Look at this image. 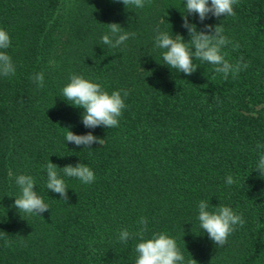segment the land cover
Returning <instances> with one entry per match:
<instances>
[{
	"label": "trees",
	"instance_id": "1",
	"mask_svg": "<svg viewBox=\"0 0 264 264\" xmlns=\"http://www.w3.org/2000/svg\"><path fill=\"white\" fill-rule=\"evenodd\" d=\"M184 4L0 0V29L11 38L4 51L16 67L14 76H0V264H135L141 241L125 244L118 235L137 231L141 217L148 219L145 239L167 233L184 264H264V177L255 171L264 152L256 148L264 145V0H239L235 16L209 14L203 22ZM184 15L198 31L221 24L239 44L224 49L226 58L243 57L249 67L225 80L211 64L197 62L191 75L164 64L157 30L187 42ZM110 23L135 38L118 48L102 44ZM40 72L43 88L31 79ZM72 74L109 94L129 92L118 127L83 125L84 109L62 95ZM68 130L92 132L103 145L77 146L65 140ZM48 162L87 164L96 179L84 184L61 171L69 197L61 200L46 187ZM21 174L33 176L49 205L42 217L14 206ZM201 200L210 210L230 206L245 220L223 247L200 228Z\"/></svg>",
	"mask_w": 264,
	"mask_h": 264
},
{
	"label": "clouds",
	"instance_id": "2",
	"mask_svg": "<svg viewBox=\"0 0 264 264\" xmlns=\"http://www.w3.org/2000/svg\"><path fill=\"white\" fill-rule=\"evenodd\" d=\"M126 8H143L147 0H118ZM239 0H185L184 7L187 14H197L200 22L209 17L235 16L234 5ZM108 34L101 38L104 45L112 48H118L129 38H135L136 33L124 31L118 23L107 24ZM187 29L190 39L185 42L183 36L177 33L175 36L168 32L157 30L155 36V46L163 49L162 59L164 64L171 69H176L185 75H191L196 72L199 64L207 63L214 66V71L223 76L225 80L231 75L235 78L241 71L246 70L249 64L243 61L241 57L235 63L230 62L226 57L224 49L232 44L233 48H239V44L233 42L224 34V28L221 24L205 25V30L198 31L197 26L190 23L188 16H183L181 25ZM11 46L9 33L0 29V76L10 77L16 73V67L12 57L7 54L6 49ZM194 49V51H193ZM195 59V63H194ZM199 62V64L197 63ZM51 63V62H50ZM31 79L39 88L44 87V73H36ZM70 82L62 88V95L70 104L84 109L82 114V123L86 128L94 129L98 126L113 128L119 126V117L127 107L125 99L129 95L127 90H117L109 94L101 84L92 82L81 75L72 74L69 77ZM67 129V128H66ZM103 139L96 137L92 132L77 135L68 130L65 140L72 142L77 146L91 148L93 143L103 145ZM258 150L264 149V145L257 144ZM61 171L64 176L79 179L84 184H90L95 181L94 171L84 163H77L75 166L67 165L63 168L48 162L46 165L48 190L58 193L61 200L69 199L67 184L61 177ZM255 171L261 177H264V152H261L256 163ZM9 178L12 179V173L9 172ZM15 183L20 188L21 194L15 198L14 206L26 214L41 216L42 213L49 210V205L45 203L34 190L36 181L31 175L15 176ZM236 183L233 176L226 177V184ZM198 219L200 228L208 234L216 246L223 247L228 237L237 229L243 227L245 220L242 214L235 212L230 206L221 205L210 210V204L206 200H201L198 204ZM42 217V216H41ZM137 224L140 226L137 231L130 232L124 228L119 232L118 240L127 243L132 238H138L141 242L136 244L135 251L137 258L135 264H184L185 257L182 254L177 242L167 233H154L151 238L145 239L148 231V219L141 217ZM6 243H10L7 242ZM188 264H197L192 259Z\"/></svg>",
	"mask_w": 264,
	"mask_h": 264
}]
</instances>
